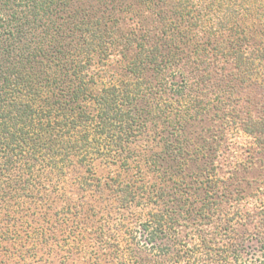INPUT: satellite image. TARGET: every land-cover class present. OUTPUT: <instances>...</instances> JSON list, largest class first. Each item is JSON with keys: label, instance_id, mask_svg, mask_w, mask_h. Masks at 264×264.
<instances>
[{"label": "trees", "instance_id": "obj_1", "mask_svg": "<svg viewBox=\"0 0 264 264\" xmlns=\"http://www.w3.org/2000/svg\"><path fill=\"white\" fill-rule=\"evenodd\" d=\"M218 72L264 81V0H0V208L23 196L41 201L75 163L118 162L150 115L177 112L157 97L169 91L179 106L196 107L200 81ZM219 94L206 91L214 102ZM248 116L249 133L264 127V117ZM187 139L164 152L201 153ZM133 155L121 156L124 164ZM204 172L205 190L225 202V181L209 185ZM186 177L177 209L148 212L130 228L132 243L160 264H203L229 230L222 221H232L220 203L195 209Z\"/></svg>", "mask_w": 264, "mask_h": 264}, {"label": "rangeland", "instance_id": "obj_2", "mask_svg": "<svg viewBox=\"0 0 264 264\" xmlns=\"http://www.w3.org/2000/svg\"><path fill=\"white\" fill-rule=\"evenodd\" d=\"M110 69L124 74L121 66ZM208 90L221 92L220 101L208 99ZM185 93H198L197 106H179L180 98L175 102L178 96L169 91L157 97L159 105L166 110L173 105L177 112L168 116L160 109L150 115L149 128L121 144L127 150L118 152V162L75 163L41 201L23 196L24 204L17 200L7 211L0 208V264H160L133 244L130 228L148 212L177 209L186 195L178 181L186 176L193 180L187 191L195 209L209 211L212 203H220L232 219L222 221L229 230L213 240V252L203 264H264V127L253 133L245 128L248 115L259 123L264 117V81L229 79L218 72L210 81L201 80L197 93L193 86ZM186 137L201 153L174 159L164 152L167 142ZM133 153L124 164L121 156ZM184 159L187 166L178 170L176 164ZM205 170L213 175L209 185L225 181V202L205 190ZM130 194L135 199L128 202Z\"/></svg>", "mask_w": 264, "mask_h": 264}]
</instances>
